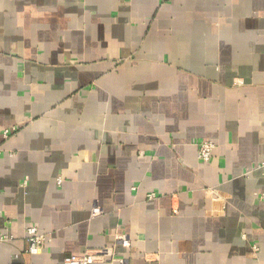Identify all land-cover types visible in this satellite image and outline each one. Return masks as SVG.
I'll return each mask as SVG.
<instances>
[{
	"label": "crops",
	"instance_id": "crops-1",
	"mask_svg": "<svg viewBox=\"0 0 264 264\" xmlns=\"http://www.w3.org/2000/svg\"><path fill=\"white\" fill-rule=\"evenodd\" d=\"M263 163L264 0H0V264H264Z\"/></svg>",
	"mask_w": 264,
	"mask_h": 264
},
{
	"label": "built area",
	"instance_id": "built-area-1",
	"mask_svg": "<svg viewBox=\"0 0 264 264\" xmlns=\"http://www.w3.org/2000/svg\"><path fill=\"white\" fill-rule=\"evenodd\" d=\"M171 1V0H165ZM235 85L243 84V80L236 78L233 80ZM9 131H5L3 136L7 138ZM215 149V145L212 142L203 141L197 144V158L203 163L207 164L211 157L212 153ZM260 169L264 171V163L261 164ZM58 184H61V180H57ZM212 193L215 194L213 191ZM154 195L148 196V199L152 200ZM217 198V196L215 197ZM101 214V210L98 207H93L91 210V217H95ZM12 238L8 235H1L0 242H9ZM25 241L27 244L25 253L29 255L39 254L44 245L45 238L43 235L38 233V230L35 227H28L25 230ZM130 246V239L127 235L117 234L114 238V245L107 248L102 249H93L87 250L81 255H71L67 256L63 259L62 264H99L105 261L114 262L116 264H128V262L121 258L117 253V248H128ZM253 251L257 252V248L254 246Z\"/></svg>",
	"mask_w": 264,
	"mask_h": 264
}]
</instances>
